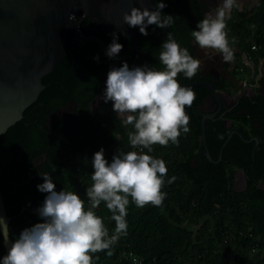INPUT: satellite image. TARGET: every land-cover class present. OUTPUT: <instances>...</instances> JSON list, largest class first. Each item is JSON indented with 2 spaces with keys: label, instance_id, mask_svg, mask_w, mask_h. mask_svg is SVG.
<instances>
[{
  "label": "trees",
  "instance_id": "trees-1",
  "mask_svg": "<svg viewBox=\"0 0 264 264\" xmlns=\"http://www.w3.org/2000/svg\"><path fill=\"white\" fill-rule=\"evenodd\" d=\"M259 1L251 13L235 12L226 29L229 41L235 39L234 45L255 60L264 59V0ZM165 3L163 14L174 16L170 32L193 56L191 32L206 15L205 5L200 0ZM180 6L192 17L186 18L182 26L178 19V13H182ZM79 25L87 36L84 45L74 43V31L62 59L43 77L46 87L38 99L25 110L21 120L0 135V188L7 213L12 217L9 229L13 240L24 228L41 221L34 212L46 195L37 190V184L43 182L41 172L51 176L57 191L76 192L87 207L85 192L91 185L94 153L103 148L105 158L111 162L118 149L130 150L127 132L132 130L131 126L121 125L111 102L102 103L96 110L89 104L104 91V74L110 68L124 62L133 66L131 41L118 35L123 50L117 58L110 59L105 50L112 41L111 33L87 17ZM164 30L153 25L149 35H139L141 58L157 70L163 67L158 54L166 39H162ZM254 45L257 49H253ZM97 55L99 62L93 59ZM182 80L188 81L180 74L178 82ZM193 91L196 100L204 94L202 89ZM71 102L77 104L72 119L49 122L51 112L57 113ZM244 106L251 107L250 100ZM186 111L193 118L192 110ZM252 116L236 120L246 138L255 130ZM192 129L181 134L178 146H153L151 155L163 159L168 169L163 208H137L130 203L126 217L128 235L113 246L111 256L107 252L94 254L93 264H264V188L258 185L261 181L264 184V143L261 150L252 153L254 144L253 149L249 146L245 151L241 138L235 137L243 156L236 157L238 153L229 151L224 156L227 161L214 165L205 158L203 141ZM227 136L223 123H209L207 144L215 159ZM237 168L246 171L249 188L243 192L234 189ZM173 176L176 180L168 184ZM95 211L104 218L111 234L115 222L109 219L106 206L102 203ZM2 237L0 229V257L6 255Z\"/></svg>",
  "mask_w": 264,
  "mask_h": 264
},
{
  "label": "clouds",
  "instance_id": "clouds-1",
  "mask_svg": "<svg viewBox=\"0 0 264 264\" xmlns=\"http://www.w3.org/2000/svg\"><path fill=\"white\" fill-rule=\"evenodd\" d=\"M139 2L144 4L145 0ZM152 2L155 10L134 6L125 12L119 27L138 28L143 36L149 34L150 25L161 30L170 28L174 16L163 14L165 0ZM239 7L238 0H222L214 13L197 22L191 36L199 49L216 53L223 62L234 59L232 45L236 41H229L226 29L232 10ZM111 35L105 55L115 59L123 45L118 42L117 32ZM166 37L158 54L162 70L147 64L130 67L124 62L107 73L101 99L112 102V110L124 128L131 126L127 142L132 150L118 149L111 162L105 158L103 148L94 153L91 185L85 192L87 207L76 192L57 191L51 176L42 172L43 182L37 184V190L46 194L37 208L41 221L24 228L14 241L9 240L5 230L2 242L8 245V251L0 257V264H93L94 254L107 252L111 256L113 246L128 235L126 217L130 203L137 208L148 205L163 208L168 169L163 159L151 153L155 145L178 146L181 134L190 131L186 108L193 105L195 92L181 86L178 76L183 74L192 79L202 67L201 60L181 47L170 31ZM93 59L99 62V55ZM175 180L173 176L167 183ZM102 203L110 213L109 219L115 222L111 234L104 218L95 211ZM3 224L0 217V225Z\"/></svg>",
  "mask_w": 264,
  "mask_h": 264
},
{
  "label": "water",
  "instance_id": "water-1",
  "mask_svg": "<svg viewBox=\"0 0 264 264\" xmlns=\"http://www.w3.org/2000/svg\"><path fill=\"white\" fill-rule=\"evenodd\" d=\"M134 6L155 10L152 0L144 4L139 0H0V135L24 117L25 110L45 89L43 77L62 59L75 31L73 16L87 17L109 33L127 37L132 45L133 66H139V30L119 27L123 14ZM74 43L84 45L85 40L76 36ZM249 89L254 91L253 86ZM202 130L206 139L204 123ZM207 155L212 159L208 149ZM242 175L245 178L244 170ZM0 217L4 220L0 225L2 235L6 230L9 240L14 241L9 229L12 217L7 213L1 188ZM4 245L7 254L8 245Z\"/></svg>",
  "mask_w": 264,
  "mask_h": 264
},
{
  "label": "flooded vegetation",
  "instance_id": "flooded-vegetation-1",
  "mask_svg": "<svg viewBox=\"0 0 264 264\" xmlns=\"http://www.w3.org/2000/svg\"><path fill=\"white\" fill-rule=\"evenodd\" d=\"M206 7V14L214 13L216 9L221 5L222 0H200ZM258 4L259 0H256ZM241 6V2L238 1ZM181 16L178 13V19L182 22L180 26L183 25L184 20H190L192 17L190 14L184 12L186 9L182 6ZM249 11L246 9L234 8L232 10L231 16L235 12H243ZM194 20L191 21V23ZM153 25H150L147 29L150 34V29ZM188 26H186L187 28ZM185 28V29H186ZM134 30H139L138 28H132ZM187 30V29H186ZM170 31V28H166L162 32V39L167 38V32ZM148 34V35H149ZM139 35L138 33V43H139ZM123 45V43H122ZM181 45V44H180ZM190 45L194 48L193 56L194 58L200 59L202 62L201 71L192 79H188V81L179 82L181 86L189 87L192 90H204V94L201 95L198 100L195 99L193 105L188 107V109L192 110L193 118L190 116V124L189 127L192 129L198 136L199 140L203 141L204 144V156L208 160H210L214 165H219L224 160V156L228 155L229 151L232 153H238L236 157L241 158L243 156L242 148L238 145V141L235 137H240L243 141L242 146L244 150H249V146L254 144V149L252 153H256L258 150L263 148L264 139V72H258L257 69V60L251 58L250 53L247 54L243 48L232 45L234 49V59L231 62H223L221 56L217 55L214 52H205L199 49V46L195 44L194 39L192 38L190 41ZM181 47H183L181 45ZM132 49V45L130 47ZM130 49V50H131ZM246 54V55H245ZM132 55V52H131ZM132 59V57H131ZM139 66L147 64L143 58L140 56L139 49ZM133 63V61H132ZM148 65V64H147ZM234 73V75H233ZM105 79H107V74H104ZM202 83V84H201ZM206 85L210 86L208 88ZM251 86L254 87V91L249 89ZM105 90V89H104ZM104 92V91H103ZM102 92V93H103ZM102 93H100L90 104L89 106L92 108H97L102 103H105L101 97ZM199 96V95H197ZM100 100L97 105L96 100ZM250 100L251 107H245L244 104L246 101ZM111 102V101H109ZM112 104V102H111ZM77 104L75 102H71L67 104V106H63L57 113L51 112L47 117L49 122L51 121H59L61 119L70 120L73 117V111L76 109ZM187 112V111H186ZM261 114L258 116L257 113ZM188 115L189 112H187ZM253 115L254 132H251L250 138L244 137L243 132L239 128L238 121L239 117ZM203 123L205 124V134L206 139L203 137ZM209 123H212L214 126H220L223 123L225 131L228 132V136L224 141L222 147L218 150V158H214L209 146L207 144V135H208V126ZM201 129V132L199 130ZM206 143V144H205ZM207 147V148H206ZM207 149L210 153L212 159H209L207 155ZM236 160V159H235ZM39 164V163H38ZM195 165L198 166V163L195 161ZM235 166V165H234ZM245 172V178L247 183L244 182V177L242 175V171ZM42 174V172H41ZM235 181H234V189L239 192H243L249 188L248 180L246 176V171L244 168H237L234 172ZM33 177L36 174L32 175ZM239 177L241 179H239ZM259 187L264 188L263 182L258 183Z\"/></svg>",
  "mask_w": 264,
  "mask_h": 264
},
{
  "label": "crops",
  "instance_id": "crops-1",
  "mask_svg": "<svg viewBox=\"0 0 264 264\" xmlns=\"http://www.w3.org/2000/svg\"><path fill=\"white\" fill-rule=\"evenodd\" d=\"M241 2V6L240 8L241 9H246L249 10L247 12H252L254 9H256L257 5H258V2H256V0H238ZM257 69H258V72H264V59L261 58V59H258L257 60Z\"/></svg>",
  "mask_w": 264,
  "mask_h": 264
},
{
  "label": "built area",
  "instance_id": "built-area-1",
  "mask_svg": "<svg viewBox=\"0 0 264 264\" xmlns=\"http://www.w3.org/2000/svg\"><path fill=\"white\" fill-rule=\"evenodd\" d=\"M83 17L84 16H75L73 22H75L74 29H75L76 36H79L80 38L86 40L87 39V36H86V34H84V33H82L80 31V25H79L80 24V21L83 19ZM253 49H257V47L254 45L253 46ZM130 150H132L131 147H130ZM129 254L131 256L134 255L133 252H130Z\"/></svg>",
  "mask_w": 264,
  "mask_h": 264
},
{
  "label": "rangeland",
  "instance_id": "rangeland-1",
  "mask_svg": "<svg viewBox=\"0 0 264 264\" xmlns=\"http://www.w3.org/2000/svg\"><path fill=\"white\" fill-rule=\"evenodd\" d=\"M73 20H74V17H73Z\"/></svg>",
  "mask_w": 264,
  "mask_h": 264
},
{
  "label": "bare ground",
  "instance_id": "bare-ground-1",
  "mask_svg": "<svg viewBox=\"0 0 264 264\" xmlns=\"http://www.w3.org/2000/svg\"><path fill=\"white\" fill-rule=\"evenodd\" d=\"M73 17H75V16H73Z\"/></svg>",
  "mask_w": 264,
  "mask_h": 264
}]
</instances>
